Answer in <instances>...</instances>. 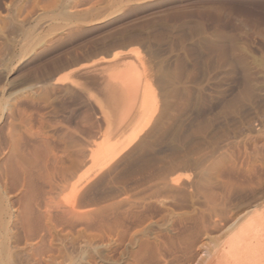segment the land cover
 <instances>
[{
    "label": "rangeland",
    "instance_id": "374dc122",
    "mask_svg": "<svg viewBox=\"0 0 264 264\" xmlns=\"http://www.w3.org/2000/svg\"><path fill=\"white\" fill-rule=\"evenodd\" d=\"M131 70L139 96L131 77L115 85ZM0 102V147L15 123L22 150L44 149L38 182L54 209L92 215L45 245L11 242L17 264H130L141 242L201 216L204 252L264 204V0H0ZM147 119L72 190L96 142ZM112 206L102 223L120 213L123 226L98 224Z\"/></svg>",
    "mask_w": 264,
    "mask_h": 264
},
{
    "label": "bare ground",
    "instance_id": "6f19581e",
    "mask_svg": "<svg viewBox=\"0 0 264 264\" xmlns=\"http://www.w3.org/2000/svg\"><path fill=\"white\" fill-rule=\"evenodd\" d=\"M114 56L110 59L114 58ZM125 73H116L119 82L117 84L115 83V85H118V83H124L123 85H125L127 79L131 77L130 81L132 79L135 82H132L134 84L132 89L135 88V93L139 96L138 92L141 88L140 82L142 78H139L137 75V82L135 79L137 76H132V70ZM136 83H139V87L135 86ZM150 95L146 92L143 93V97L146 98ZM138 96L135 98L137 99ZM146 98L145 101L144 98L141 99V102L143 100V110H147V103L150 102V98L148 100ZM125 100L126 98H124ZM2 105L0 102L1 109H4ZM142 105L139 108L141 110H138L139 112L143 111ZM149 119L140 121L132 129L131 133H128V137L126 139L124 138V141L121 140L120 143H117V141L115 143L112 142L114 140H110L108 136L101 142H96L95 145L97 147L91 150L92 164L73 181L72 190L76 191L81 186L80 184L89 179L96 169L104 168L110 161L115 160L122 151L136 141L141 131L151 122H149ZM6 127L5 146L4 148L0 147V264H17V261L13 258L14 254L10 250L11 242H19L23 238L28 244L29 241L31 243L37 240L41 245H45L46 242H53L56 238H63L62 236H64L65 230L68 227L71 228L74 226L75 218L78 216L87 217L91 213L90 211L80 210L76 205L72 204L68 211L70 215H73V218L75 217L73 221L69 217L70 215L66 213L67 211L54 209L56 205L53 204V201L46 198L45 192L38 182V178L41 176L44 149L39 146H34L29 151L22 150L21 142L23 133L19 127L12 122H9V125ZM14 192H20L22 194L17 201L10 196ZM114 209L115 206L98 210V216L95 215V218L100 217L98 224L104 225L107 223L108 227L112 225L123 226L124 220L120 213H117L109 223L104 220L105 223H102L101 219H104L103 217L107 218V215ZM245 214V220L235 234L222 243L216 242L213 248H208L204 252L196 250V247L203 240L202 236L208 230L206 221L201 216L200 218L197 217L194 219L192 228L181 232L177 236H165V238L163 237L164 239H160L158 242H141L139 248L133 253L134 261L130 264H182L181 262L185 264H264V204L255 210H251L250 208ZM169 255L171 258H169Z\"/></svg>",
    "mask_w": 264,
    "mask_h": 264
}]
</instances>
